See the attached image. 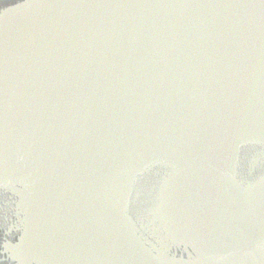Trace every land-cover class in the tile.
Returning a JSON list of instances; mask_svg holds the SVG:
<instances>
[{
	"label": "water",
	"instance_id": "95a60500",
	"mask_svg": "<svg viewBox=\"0 0 264 264\" xmlns=\"http://www.w3.org/2000/svg\"><path fill=\"white\" fill-rule=\"evenodd\" d=\"M0 264H264V0H0Z\"/></svg>",
	"mask_w": 264,
	"mask_h": 264
}]
</instances>
